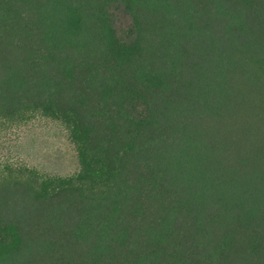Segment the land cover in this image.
I'll list each match as a JSON object with an SVG mask.
<instances>
[{
	"label": "trees",
	"instance_id": "trees-1",
	"mask_svg": "<svg viewBox=\"0 0 264 264\" xmlns=\"http://www.w3.org/2000/svg\"><path fill=\"white\" fill-rule=\"evenodd\" d=\"M37 118L78 171L0 161V264H264V0H0V133Z\"/></svg>",
	"mask_w": 264,
	"mask_h": 264
},
{
	"label": "rangeland",
	"instance_id": "rangeland-1",
	"mask_svg": "<svg viewBox=\"0 0 264 264\" xmlns=\"http://www.w3.org/2000/svg\"><path fill=\"white\" fill-rule=\"evenodd\" d=\"M120 27L128 20L117 13ZM22 160L41 173L70 176L78 171L76 152L67 132L56 123L37 118L18 129L0 133V161Z\"/></svg>",
	"mask_w": 264,
	"mask_h": 264
}]
</instances>
